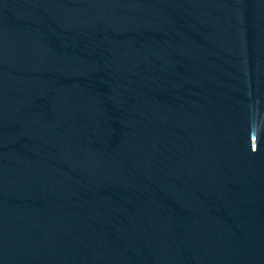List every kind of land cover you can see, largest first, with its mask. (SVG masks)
Listing matches in <instances>:
<instances>
[{
  "label": "water",
  "instance_id": "1",
  "mask_svg": "<svg viewBox=\"0 0 264 264\" xmlns=\"http://www.w3.org/2000/svg\"><path fill=\"white\" fill-rule=\"evenodd\" d=\"M0 264H264V0H0Z\"/></svg>",
  "mask_w": 264,
  "mask_h": 264
}]
</instances>
